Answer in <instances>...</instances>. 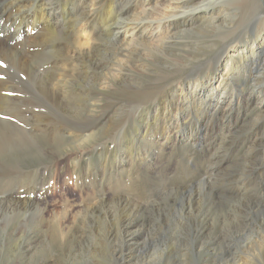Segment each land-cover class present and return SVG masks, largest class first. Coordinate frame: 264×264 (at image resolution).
<instances>
[{
	"label": "rangeland",
	"instance_id": "rangeland-1",
	"mask_svg": "<svg viewBox=\"0 0 264 264\" xmlns=\"http://www.w3.org/2000/svg\"><path fill=\"white\" fill-rule=\"evenodd\" d=\"M30 27L28 33L33 29ZM0 36L4 37L2 25ZM22 44L27 43L18 45ZM181 51L182 48L173 47L174 55ZM223 51L222 46L205 49L196 53L199 57L194 63L171 62L172 66L168 67L151 63L142 55L135 67L145 68V73L139 74L131 68L124 71V75L141 82L142 89L133 94L111 81L101 91L92 90L100 103L94 110L85 111L86 118L91 119L89 122L77 123H104L107 118L103 114L113 102L126 106L142 96H150L151 109L169 103L173 94L185 92L190 83L200 82L210 65L217 86L238 65L231 62L237 60V53L233 52H228L219 66L215 65L216 55ZM0 63L1 86L14 88L12 95H8L12 96L14 106L6 115L0 114V122L32 131L38 137H61H58L61 147L44 144L36 138L34 145L22 139L20 145L0 149V167L10 172V175L0 174V264H264V249H261L264 237L255 233L256 227L252 225V211L260 206L264 209V188L258 185V177L249 179L246 171L259 157L255 152L248 153L251 148L257 147L259 153L264 149V128L260 121L264 118V108L250 107L243 112L239 106L235 107L240 117L230 136L220 122L215 123L217 126L211 132L207 130L208 119L203 120L200 130L204 138L190 146L181 138L182 116L178 112H172L170 117L160 115L156 123L150 124L170 125L169 137L164 141L156 139L158 133L147 135L138 115L123 107V114L114 120L123 125L108 128L105 136L95 135L98 140L91 138L83 150H72L75 144H80L81 133L67 115L55 111L49 101L50 90L42 94L34 83L35 77L32 80L14 64ZM39 66H35L38 68L35 71L43 74L45 69ZM234 78L237 82L234 80L233 85L242 82L240 85L244 87L248 81L243 72ZM247 90V87L241 90L243 96L248 94ZM55 94L59 93L55 91ZM217 103L224 106L232 104V100L229 95L226 98L217 95L214 104ZM28 117L43 119L44 126L37 125L34 131L36 125L28 126L20 121ZM154 117L151 114V121ZM258 124L261 128L256 130ZM135 128L139 132L135 133ZM10 131L9 126L0 125L3 139ZM238 135L248 138L239 141ZM151 141H156L155 148L144 159L151 152L145 151ZM33 187L37 188L36 193H31L29 198ZM206 191L214 196L204 195ZM181 196L192 197L196 218L189 217L183 226L176 227L178 212L174 207L181 205ZM27 199L33 207L21 215L24 212L21 203ZM10 201L18 204L10 205ZM115 206L119 209L114 216L110 207ZM91 207L99 212H91L86 221V209ZM98 217L107 220L106 241L99 236L102 230L98 227ZM116 219L122 223L121 239L117 229L110 225ZM159 239L160 246L163 241L171 246L166 254L158 250Z\"/></svg>",
	"mask_w": 264,
	"mask_h": 264
},
{
	"label": "bare ground",
	"instance_id": "bare-ground-1",
	"mask_svg": "<svg viewBox=\"0 0 264 264\" xmlns=\"http://www.w3.org/2000/svg\"><path fill=\"white\" fill-rule=\"evenodd\" d=\"M23 19H25L24 23H22ZM0 25L3 26L4 34L3 38L0 36V61L16 65L23 73L29 75V78L35 77L36 81L31 79L34 80L37 88L41 89L42 94L44 90H50L49 101L55 107V111L67 115L77 127L76 131L81 133L80 144H75L72 150H83L90 139L96 137L95 135L105 136L108 128L115 125L119 128L123 125L114 121L123 114V107L138 115V122L146 129L147 135L158 133L156 139L164 141L169 137L170 125L156 127L150 124L153 121L156 123L160 115L170 117L172 112H178L182 116L179 129L181 138L190 146L199 144L204 138L200 130L203 120L208 119L209 122H206L210 125L207 130L211 132L214 131V126H217L215 123L220 122L221 127L223 126L230 136L235 121L240 117L235 107L239 106L243 112L250 107L264 108V0H0ZM30 26L33 29L28 33ZM216 38L219 41H213ZM184 41L189 42L181 44ZM19 43L27 44L18 45ZM216 46H222L224 51L216 55L215 65H218L228 52L237 53V60L232 59L231 62L238 64L217 86L211 72L213 65H210L200 82L190 83L185 92L173 94L171 96L173 99L169 103H164L162 106L154 105L151 109L153 98L150 96H142L139 101L130 102L126 106L113 102L110 110L103 114V118H107L104 123L99 121L95 124L93 122L80 124L91 120L89 116L86 118L85 111L94 110L100 103L94 97L92 90L101 91L111 81L133 94L142 89L141 82L124 75V71L130 68L140 72L139 74L145 73V68L138 70L135 67L136 61L142 55L148 57L151 63L160 66H172L171 62L177 65H189L198 61L199 56L197 57L196 53L200 54L205 49H214ZM173 47L182 48L183 51L176 56ZM35 66L44 67L43 74H38L35 71L38 68ZM1 70L2 67L0 74ZM241 72L248 76L244 87L240 85L242 82L233 85L234 80L237 82V78L234 77L239 76ZM1 85L0 82V114L6 115L14 106L12 96H8L12 95L14 88L11 90L9 86ZM245 87L248 89V94L243 96L241 90ZM55 91L59 94H55ZM217 95L224 98L229 95L232 104L224 106L214 104ZM235 109L237 110L235 113L238 114L234 113ZM254 110L252 109V112H256ZM210 112L213 114L206 118ZM151 114L155 116L152 121ZM186 116L190 118L187 119ZM20 121L23 124L27 123L28 126L36 125L34 131L45 122L37 117H28L27 120ZM260 121L264 128V118L261 117ZM1 124L9 126L11 131L6 139L0 137L2 139L0 149L2 146L20 145L22 139L34 145L37 143V138L38 141L51 146L53 143L58 145L61 140L59 136L53 138L45 135L46 139L44 136L38 137L32 131H24L8 122H0ZM259 127L261 128V125L258 124L254 128L259 130ZM93 128L95 129L92 131ZM41 130L43 135L45 129ZM13 131L17 134H13ZM134 131L139 132L137 129ZM96 138L98 140V137ZM239 138L238 140L241 141L248 137L242 135ZM150 143L145 151L151 152H147L148 155L144 156V159L152 153V148L156 145V141ZM128 151H131V148ZM257 151V147L254 146L248 152L250 154L255 152L259 157L258 159L256 157L253 167H246L248 168L246 171L249 173V179L251 176L260 179L258 185L263 189L264 149L260 153ZM2 168L0 167L3 171L0 174L3 176V173L8 171ZM9 173L7 175H10ZM99 184H102L101 180ZM35 189L33 187L30 190L28 197L31 193H36ZM206 193L210 198L214 196L207 191L204 195ZM181 197V205L174 207L178 212L174 221L176 227L183 226L189 221V217L196 218L192 211L194 202L192 197L190 196L189 199L188 196ZM29 201L31 200L27 199L26 202L21 203L23 208L21 211L24 212L19 214L22 215L33 207ZM9 203L18 204L17 201ZM118 209V206L110 207L112 211L110 213L115 216ZM256 209L252 211V225L256 227H254L256 229L254 231H257L255 233L264 237L263 208L260 206ZM97 211L92 207L87 208L86 221L91 212ZM116 220L115 224L112 221L110 225L117 229L116 234L121 239L123 232L119 226L122 223L119 219ZM97 222L100 223L98 227L102 230L99 236L101 240L106 241L107 220L98 217ZM18 231L20 230H17V233ZM262 241L260 246L264 249V240ZM161 242L162 240L158 242V250L166 254L171 246L164 241L160 246Z\"/></svg>",
	"mask_w": 264,
	"mask_h": 264
}]
</instances>
